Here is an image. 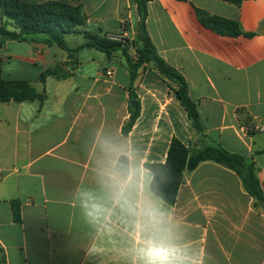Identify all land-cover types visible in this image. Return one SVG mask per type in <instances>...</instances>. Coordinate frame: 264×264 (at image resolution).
<instances>
[{
  "label": "crops",
  "instance_id": "0c3cea01",
  "mask_svg": "<svg viewBox=\"0 0 264 264\" xmlns=\"http://www.w3.org/2000/svg\"><path fill=\"white\" fill-rule=\"evenodd\" d=\"M22 1L81 6L88 17L81 30L92 36L118 33L133 40L137 33L136 0ZM196 9L238 22L243 35L212 31ZM147 27L159 55L187 80L206 137L176 97L177 85L152 64L131 85L122 52L110 57L89 48L74 60L58 45L18 41L0 50L3 79L27 81L44 96L0 102V264H138L136 249L155 233L141 214L148 206L163 214L155 234L183 251L184 264H264V211L234 171L200 164L186 173L170 206L152 193L146 169L166 161L174 138L191 149L221 145L255 161L264 189V0H244L240 7L221 0H154ZM78 36L83 40L74 47L66 37L70 49L86 42ZM58 65L72 75L43 82L42 73ZM131 94L140 116L125 136ZM108 144L126 153L120 157L134 172L120 203L108 180L117 167ZM125 200L136 214L122 206ZM14 202L20 203V222ZM85 203L102 211L90 216Z\"/></svg>",
  "mask_w": 264,
  "mask_h": 264
},
{
  "label": "trees",
  "instance_id": "16d2710c",
  "mask_svg": "<svg viewBox=\"0 0 264 264\" xmlns=\"http://www.w3.org/2000/svg\"><path fill=\"white\" fill-rule=\"evenodd\" d=\"M154 0H136L139 16L138 29L131 42H113L103 37L92 36L81 29L87 26L88 17L81 6H73L65 2L49 1L45 3H26L22 0H0V50L9 41L43 43L58 45L70 59L76 60L78 54L89 48L98 49L108 56L115 52H122L130 71L131 85L137 80L141 70L152 64L167 80L175 83L176 97L180 100L189 119L193 123L200 138L206 137V128L203 124L198 105L189 93V85L185 77L174 67L168 64L158 53L147 27L149 4ZM240 7L244 0H221ZM199 21L212 31L223 35L237 37L243 35L238 22L214 16L201 9H196ZM84 35L86 42L75 49H70L66 37ZM250 35V34H248ZM135 51L132 56L130 51ZM72 72H66L58 65L42 73L44 82L48 76L66 79ZM131 100L137 101L136 107L130 106L131 117L123 128L127 136L140 116V103L134 94ZM44 96L37 93L27 81H8L3 79L0 59V102H24L43 100ZM264 153V152H263ZM204 162H214L234 171L242 180L245 190L254 199L256 208L264 211V189L258 177V168L255 161L237 153H232L223 146L205 145L199 149H191L179 139L174 138L170 144L167 159L164 163L147 164L153 179L151 191L163 202L175 206L181 186L185 183L186 173L193 172ZM117 168L127 173L129 159L121 156ZM14 217L20 222V203L14 202Z\"/></svg>",
  "mask_w": 264,
  "mask_h": 264
},
{
  "label": "clouds",
  "instance_id": "9594fccd",
  "mask_svg": "<svg viewBox=\"0 0 264 264\" xmlns=\"http://www.w3.org/2000/svg\"><path fill=\"white\" fill-rule=\"evenodd\" d=\"M107 150L113 154L116 162L119 161L120 155H126L122 149L115 145L108 144ZM134 175L131 168L128 169L127 173H121L117 167H113L108 174V180L114 191V196L117 203L123 198V193L130 181V178ZM124 205H127V210L135 213V209L125 200ZM84 207L88 209V215H95L102 211L99 204L92 203L89 205L85 203ZM141 214L146 219V222L152 226L155 233L161 231L160 226L163 224V214L151 206L142 207ZM140 227V225H138ZM153 234L152 236L143 239L140 246L136 249V258L138 264H184V253L175 244L171 243L170 240L163 235Z\"/></svg>",
  "mask_w": 264,
  "mask_h": 264
},
{
  "label": "built area",
  "instance_id": "2783aa9c",
  "mask_svg": "<svg viewBox=\"0 0 264 264\" xmlns=\"http://www.w3.org/2000/svg\"><path fill=\"white\" fill-rule=\"evenodd\" d=\"M107 39L110 40V41H113V42H118V43H126L127 40L129 41H133V40H130L128 38H126V36H124L123 34H118V33H109L107 34ZM132 50H134L132 48ZM107 75L108 76H112L113 75V71H108L107 72Z\"/></svg>",
  "mask_w": 264,
  "mask_h": 264
},
{
  "label": "rangeland",
  "instance_id": "374dc122",
  "mask_svg": "<svg viewBox=\"0 0 264 264\" xmlns=\"http://www.w3.org/2000/svg\"><path fill=\"white\" fill-rule=\"evenodd\" d=\"M70 38H72V40L73 41H68V43H69V45L71 46V47H74L75 45H76V43H79V42H81L83 39L80 37V36H78V35H72ZM69 40V39H68ZM17 46V48H19L18 46L19 45H16ZM131 54H132V56H135V51L134 50H131ZM15 66V65H14ZM11 67H13V65H11ZM14 68H16V67H14Z\"/></svg>",
  "mask_w": 264,
  "mask_h": 264
},
{
  "label": "water",
  "instance_id": "95a60500",
  "mask_svg": "<svg viewBox=\"0 0 264 264\" xmlns=\"http://www.w3.org/2000/svg\"><path fill=\"white\" fill-rule=\"evenodd\" d=\"M136 104H137L136 101H134V100L131 101V105H132L133 107H136Z\"/></svg>",
  "mask_w": 264,
  "mask_h": 264
}]
</instances>
